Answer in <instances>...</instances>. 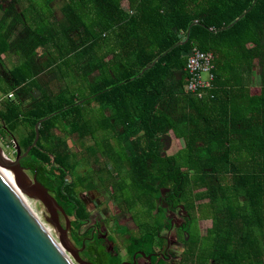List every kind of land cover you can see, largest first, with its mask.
<instances>
[{
    "label": "trees",
    "instance_id": "trees-1",
    "mask_svg": "<svg viewBox=\"0 0 264 264\" xmlns=\"http://www.w3.org/2000/svg\"><path fill=\"white\" fill-rule=\"evenodd\" d=\"M14 2L2 9L0 55L12 45L25 57L0 86L12 94L0 97V135L18 144L21 166L63 208L91 263L124 261L110 236L77 232L90 216L77 168L93 158L112 177L94 152L100 143L113 172L126 174L128 208L139 202L155 218L128 242V263L164 244L167 210L180 207L184 251L174 264H264V0H59L61 18L37 12L32 28ZM193 48L212 55L213 80L198 93L185 91ZM170 138L181 142L173 154L163 148ZM201 220L210 221L204 235ZM150 264L171 263L152 254Z\"/></svg>",
    "mask_w": 264,
    "mask_h": 264
},
{
    "label": "rangeland",
    "instance_id": "rangeland-1",
    "mask_svg": "<svg viewBox=\"0 0 264 264\" xmlns=\"http://www.w3.org/2000/svg\"><path fill=\"white\" fill-rule=\"evenodd\" d=\"M15 3L18 4V7L21 11L23 22L25 21V19H27L26 21L31 19H36V17H34L35 11L42 13L44 17H49L48 15L50 14V12L49 9H47V7L45 6V0H16ZM55 3L53 6L54 16L55 18L60 19L61 13L59 9V3L57 6ZM0 4L6 6L7 2L6 0H0ZM1 22L2 24H0V26H2L3 29V24H5V18L2 11H0V23ZM20 23H22V21ZM12 29H13L12 32L13 38L15 37L21 38V32L24 31L25 27H23L20 24H15ZM10 46L11 49L9 48V51L7 52L6 55L5 54L0 55V86L2 88H5L6 82L8 83L10 80L8 72L11 70V68L18 65L19 61L25 57V55L21 53V51L18 48H15L14 50V46L12 45ZM39 78H41V76ZM2 92L3 90L2 91L0 90L1 98H4L5 95L7 97L11 95V93L4 95ZM2 138L4 141V143L0 145L2 150L4 151L7 157H9L10 159H14L15 154L11 147L9 139L4 137ZM126 143L127 141L124 144ZM67 145L69 148H71V150H73V152L77 153L76 159H79L80 158V155L78 154V151L80 149L79 144L75 142L74 139H71L67 142ZM113 146H114L113 151H116V153L120 155V151L118 147H116L115 143H113ZM180 146H181L180 140H174L170 138L166 140L165 146L163 148H164V152H166L167 154H173L176 152L177 149L180 148ZM94 152L97 153V159L99 158V160H102L103 167L111 171L112 177L111 176L106 177L107 175L106 172L99 173L98 171H95L97 166L92 164L93 158L88 159L87 165L85 166L83 165L77 168L76 172L82 175L86 174L87 180L84 182L85 188L84 190H81L80 198L86 204L87 210L90 213L88 221L81 226V231L83 233L88 232V230L92 228L91 226H93L94 227L93 229L95 230L91 232L92 234L94 233L96 236L100 238H105L107 236L108 237L110 236L109 239L112 242H114V246L116 247V249H118L119 255L121 256L122 259H124L123 262L127 263L129 262L127 261L128 255L126 254V249L129 244L128 242L131 240V238L146 233L147 229L143 224L147 223V228H148L149 225L150 226L153 225L152 223L155 222L153 221L155 218L150 219L148 216L149 214L147 212V207L140 204L139 202L136 201L135 202L131 201V203L129 202L131 206L130 208H128V201L126 199L125 200L123 199L124 196L129 195L130 192L128 187L129 181L126 178L125 172L122 171L121 173L118 174L116 172H113L114 169L117 168V163L115 162V160L113 161V159L110 158L109 156L106 157L107 155L106 149L100 143H98ZM121 185L125 187L123 190L118 188ZM161 191L164 194L166 192V189L161 188ZM27 200L33 206L34 212L37 214L40 221L44 224L45 227H47L50 230L51 234L56 238V234L54 232L53 227L52 226L50 227V225L45 221V217H44L45 210L43 206L39 202H36L33 199L27 198ZM117 206L119 208H127L126 210L127 212L126 211L121 212ZM161 206L162 207L165 206L164 202H161ZM167 215L168 218L172 220L173 223L172 229L168 233L163 229L161 236L170 234V237L173 238V235L175 233L174 231L175 227L173 226L184 223L185 222L184 218L186 214L179 207L177 210H174L173 213L167 212ZM158 216L156 219H162L163 213H159ZM197 226L198 229L200 230L199 231L200 234L204 235L206 233V230L210 227V221L201 220L197 223ZM109 239L106 238L105 244H106V248L108 250H111L112 245ZM179 241L181 240L177 238L178 243ZM137 263L148 264V261L147 259L145 260L137 259Z\"/></svg>",
    "mask_w": 264,
    "mask_h": 264
},
{
    "label": "water",
    "instance_id": "water-1",
    "mask_svg": "<svg viewBox=\"0 0 264 264\" xmlns=\"http://www.w3.org/2000/svg\"><path fill=\"white\" fill-rule=\"evenodd\" d=\"M39 94L37 89L32 91L34 98ZM37 127L36 124L32 146L39 137ZM13 149L15 156L10 159L0 146V165L11 174L9 180L0 170V264H93L79 257L78 252L84 245L77 249L71 243L68 236L71 224L63 208L36 175L30 176L21 166L23 154L15 142ZM23 196L43 206L45 221L53 227L56 238L26 204ZM58 213L64 217V227L59 222ZM138 254L151 258L141 251ZM121 264H136L135 255L132 263Z\"/></svg>",
    "mask_w": 264,
    "mask_h": 264
},
{
    "label": "built area",
    "instance_id": "built-area-1",
    "mask_svg": "<svg viewBox=\"0 0 264 264\" xmlns=\"http://www.w3.org/2000/svg\"><path fill=\"white\" fill-rule=\"evenodd\" d=\"M212 68V55L193 48L187 56L185 65V70L188 75L185 91L198 93L210 87L213 80ZM11 96L12 94L9 95V97ZM2 143H4V141L0 136V145H2Z\"/></svg>",
    "mask_w": 264,
    "mask_h": 264
},
{
    "label": "flooded vegetation",
    "instance_id": "flooded-vegetation-1",
    "mask_svg": "<svg viewBox=\"0 0 264 264\" xmlns=\"http://www.w3.org/2000/svg\"><path fill=\"white\" fill-rule=\"evenodd\" d=\"M167 212L169 213H173V211H170V210H167ZM167 214V213H166ZM168 217V215H167ZM58 218H59V222L60 224L64 227V217L61 213H58ZM88 220H86L87 222ZM70 224H71V221H70ZM184 223L180 224V225H176V226H173L175 227V233L173 235V238L170 237V234L169 235H165V236H162L164 238V244H162V246H160L154 253H152L153 255H155L156 257H161L165 260H168L170 261L171 264H174L178 261V259L180 258L181 254L183 253L184 251V246L182 244V241H179V243L177 242V238H178V230L179 228L183 225ZM173 225V223H172ZM92 227V232L95 230L93 229L94 227ZM172 229V228H171ZM170 229V230H171ZM169 230V231H170ZM168 231V232H169ZM73 232H74V229L72 227V225H70V229H69V232H68V236H69V239L71 241V243L77 248V249H81L82 245H84V239H87V237L83 238V242L80 246L77 245V242H76V238L74 237L73 235ZM78 235L81 236L82 235V231H81V227L78 229ZM167 232V233H168ZM136 252H140V251H136ZM79 254V257L86 261V262H91L90 259H89V256H88V253L85 249V245L83 246V249L80 250L78 252ZM133 259V258H132ZM137 259H147L146 257H141L138 253H136L135 255V263H137ZM148 261V264H150V259H147Z\"/></svg>",
    "mask_w": 264,
    "mask_h": 264
},
{
    "label": "crops",
    "instance_id": "crops-1",
    "mask_svg": "<svg viewBox=\"0 0 264 264\" xmlns=\"http://www.w3.org/2000/svg\"><path fill=\"white\" fill-rule=\"evenodd\" d=\"M58 1V2H57ZM6 2H7V5L6 6H3V5H1L0 4V11H2L3 12V8L4 7H7L8 6V4L9 3H11V2H13V0H6ZM15 2H16V0H15ZM14 2V4H15V9L13 10L15 13H21V11H20V9H19V7H18V4L17 3H15ZM55 2H57V3H55ZM54 3L56 4V6L58 5V3H59V0H53L50 4H49V9H51L52 11H53V6H54ZM13 5V4H12ZM45 5H46V3H45ZM59 6H60V4H59ZM47 7V9H48V6H46ZM54 13V12H53ZM4 14V13H3ZM37 14V11H35V13H34V17H35V15ZM49 16V15H48ZM48 19H50L51 20V18H48ZM25 24H26V26H29V27H33L34 26V23H33V21L32 20H28V21H26L25 22ZM7 54V53H6ZM5 54V55H6ZM17 60V59H16ZM253 84H258V81H259V76H258V73H257V70L254 72V75H253Z\"/></svg>",
    "mask_w": 264,
    "mask_h": 264
},
{
    "label": "bare ground",
    "instance_id": "bare-ground-1",
    "mask_svg": "<svg viewBox=\"0 0 264 264\" xmlns=\"http://www.w3.org/2000/svg\"><path fill=\"white\" fill-rule=\"evenodd\" d=\"M0 170L2 171V173L5 175V177L9 180H11V174L9 173V171L3 167L2 165H0ZM24 201L26 202V204L34 211L33 206L31 205V203L27 200L26 197L23 196ZM44 221V220H43ZM47 225V224H46ZM49 227V226H48ZM51 227V226H50Z\"/></svg>",
    "mask_w": 264,
    "mask_h": 264
}]
</instances>
